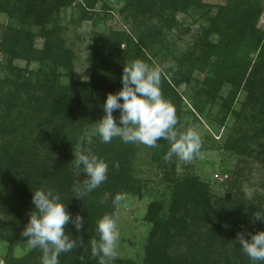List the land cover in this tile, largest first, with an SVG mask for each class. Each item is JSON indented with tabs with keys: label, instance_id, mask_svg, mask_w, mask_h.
<instances>
[{
	"label": "trees",
	"instance_id": "1",
	"mask_svg": "<svg viewBox=\"0 0 264 264\" xmlns=\"http://www.w3.org/2000/svg\"><path fill=\"white\" fill-rule=\"evenodd\" d=\"M74 1L0 0V12L8 13L17 23L2 32L0 54L8 61L20 58L27 64L41 65L36 71L24 68L23 78L10 84L7 93L3 92L7 81L0 82V202L16 217L0 220V240L9 245L8 252L0 255V264H41L42 252L38 248L20 257L10 251L15 241L26 242L21 232L33 208L32 191L38 189L59 193L68 212L84 220L79 232L72 224L65 226L77 247L62 253L59 264H101L108 259L92 255V241L99 240L97 221L104 215L113 217L117 199L138 191V186L129 163L133 143H123L119 138L102 143L93 134L94 122L104 115L106 95L121 89L123 67L135 60L157 67L148 50L162 40L163 28H170L175 15L188 6L202 5L200 0H125V19L140 21L142 27L136 26V35H125L123 39L116 35L111 42H103L92 55L89 79L73 80L72 55L64 48L56 20L52 27L40 29L46 37L41 49L33 45L34 35L25 27V21L42 27L52 22L59 8ZM80 2L84 5L83 18L95 14L100 2L105 8V0ZM263 9L258 0H232V4L229 0L210 18L212 27L199 38L198 53L179 60L174 70L169 67L162 72V94L176 109L179 131L184 101L178 88L189 83L196 70L202 76L200 89L204 95V102H194L190 109L196 118L203 115L202 106L217 101L225 114L236 119L247 107L252 111L264 107V29L257 25ZM213 34L218 35L216 41L210 38ZM241 46L255 56L247 61L239 51ZM43 65L48 69L43 70ZM60 67L68 71L62 73ZM64 75L70 77L68 83L61 81ZM226 84L229 90L223 96ZM241 89L246 90V96L237 110L234 99ZM97 92L102 93L100 98L95 96ZM118 115L114 111L113 116ZM87 128L92 135L86 146L81 138ZM257 130L258 136H264V129ZM254 137L242 136L239 141L229 142L228 148L237 155L251 154L248 140ZM81 143L108 164V178L80 199L76 193L83 189L87 177L74 167L72 159ZM160 145L158 155H165L170 145L166 140ZM164 155L159 156L164 159ZM115 163L118 168L113 166ZM226 172L234 177L232 187L237 176L232 170ZM165 176L166 205L163 199H155L146 209L144 218L150 227L141 260H113L123 264H252L237 243V234L247 238L250 233L264 231V223L253 215L257 210L264 212V207L243 199L236 191V195L216 196L195 175L176 177L172 165Z\"/></svg>",
	"mask_w": 264,
	"mask_h": 264
},
{
	"label": "rangeland",
	"instance_id": "2",
	"mask_svg": "<svg viewBox=\"0 0 264 264\" xmlns=\"http://www.w3.org/2000/svg\"><path fill=\"white\" fill-rule=\"evenodd\" d=\"M258 1L264 6V0ZM78 2L80 0L59 8L57 13L53 14L52 22L42 26L43 28L36 26L31 20L25 21V27L34 35L33 45L41 49L46 37L41 34L40 29L52 27L56 20L64 48L69 49L72 55L71 78L87 80L90 77L92 55L96 49L102 48L103 42L114 40L116 35L121 36V39L125 35H136V26L140 25L141 28L142 24L131 18L125 19V0H105L106 9L101 8L102 3L100 2L96 6L95 14L90 17L85 15L84 18L82 16L84 5ZM200 2L202 5H190L178 12L175 15V23L170 28H163L162 40L153 44L148 50L149 56L153 58L155 65L157 64L162 72L174 66L179 60L193 58L198 53L199 38L204 35L205 29L212 27L210 18L214 17L224 5H227L229 0H200ZM16 25L17 23L8 13L0 12V39L5 29ZM257 25L260 29H264V9ZM210 38L216 41L218 35L213 34ZM123 47L124 44H121L120 49ZM239 51L247 61L255 56L244 46H241ZM26 67L36 71L41 65L38 62L27 64L20 58L8 61L5 55L0 54V82L7 81L3 85V92L10 91L9 85L23 78L25 74L22 71ZM42 68L43 70L48 69L47 65H43ZM59 70L62 73L68 71L63 67ZM201 78L202 76L196 70L190 82L178 88L184 101L180 131L194 129L202 141L201 149L191 161L173 157L168 165L162 156H159L164 154L158 155V146L148 147L141 143H133L129 163L138 191L125 193L116 201L113 218L116 220L120 239L117 243L115 259H131L137 262L141 260L143 245L150 227L144 218L146 209L149 202L155 199H163L164 206L166 205L164 195L167 191V179L165 174L169 173L171 165L176 177L195 175L207 183L211 192L216 196H224L227 193L232 195L236 191L237 195L243 199L264 207V136L257 135L259 131L257 129H264V107L253 111L247 107L241 112L240 118L236 119L231 114H225L217 101L211 106L208 104L202 106L203 115L196 118L190 109L194 102H204V95L200 89ZM69 79L70 77L64 75L61 81L68 83ZM228 90L229 87L226 84L221 95L225 96ZM95 96L100 98L102 93L97 92ZM245 96V89H241L235 95V109L240 110ZM221 119H223V124L220 122ZM91 135L88 128L83 133L81 139L86 146L91 142ZM252 135L255 136L254 140H248V147L253 150L251 154L244 152L237 155L228 148L229 142L239 141L242 136L249 138ZM166 142L169 144L167 140ZM160 144L162 140L158 141L159 146ZM226 170L234 171L236 175L233 176H237L236 184L232 187L230 185L233 184L234 177ZM225 173L227 178L223 180L215 178V174ZM171 176H173L172 173L169 174V177ZM75 179L78 180V176H75ZM0 213L6 217L2 221H11L16 218L2 202H0ZM30 249L26 242L15 241L10 251L13 256L20 257ZM8 250V243L0 240V255L6 254ZM102 262L103 264H123L113 259H104Z\"/></svg>",
	"mask_w": 264,
	"mask_h": 264
},
{
	"label": "clouds",
	"instance_id": "3",
	"mask_svg": "<svg viewBox=\"0 0 264 264\" xmlns=\"http://www.w3.org/2000/svg\"><path fill=\"white\" fill-rule=\"evenodd\" d=\"M173 67L174 70V66ZM162 70L151 67L142 60L132 61L123 67L122 87L115 93H108L102 105L104 115L94 122L93 134L102 143H111L119 138L123 143H141L157 147L158 141L167 140L169 150L164 155L166 162L173 157L191 161L202 146L201 137L194 129L179 131L178 117L174 105L164 98L161 90ZM118 111L117 117L113 116ZM76 169L86 174L85 185L76 193L82 198L96 190L108 176V164L99 156L81 147L72 159ZM118 168L119 164L115 163ZM33 208L21 235L31 249L42 252L41 264H59L62 253L77 247L76 239L65 231L72 224L79 232L83 218L68 212L59 193L48 189L32 191ZM255 220L264 223V212L256 211ZM6 217L0 213V220ZM96 231L99 240L92 241V255L114 259L120 233L116 220L110 215L98 219ZM237 243L252 264H264V231L250 233L247 238L237 234ZM103 264V262H102Z\"/></svg>",
	"mask_w": 264,
	"mask_h": 264
},
{
	"label": "built area",
	"instance_id": "4",
	"mask_svg": "<svg viewBox=\"0 0 264 264\" xmlns=\"http://www.w3.org/2000/svg\"><path fill=\"white\" fill-rule=\"evenodd\" d=\"M215 178L219 179V180H223L224 178H227V174H223V175H220V174H215Z\"/></svg>",
	"mask_w": 264,
	"mask_h": 264
}]
</instances>
